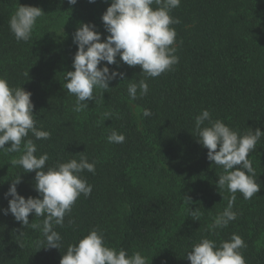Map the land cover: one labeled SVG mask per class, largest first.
Wrapping results in <instances>:
<instances>
[{
  "label": "trees",
  "instance_id": "obj_1",
  "mask_svg": "<svg viewBox=\"0 0 264 264\" xmlns=\"http://www.w3.org/2000/svg\"><path fill=\"white\" fill-rule=\"evenodd\" d=\"M110 3L0 0V78L32 93L37 127L51 133L47 140L29 133L35 155L48 154L45 170L79 160L82 153L95 161V174H81L92 193L78 198L63 227L55 226L63 247L42 249L46 245L36 246L45 239L39 228H24L11 213L3 214L11 199L5 193L19 176L20 196L42 198L35 191V172L11 165L21 153L0 151V264H60L68 246L93 228L103 231L107 246L129 256L139 252L147 264H190L186 255L193 245L204 238L219 245L233 234L246 244L241 249L246 264H264V137L249 157L261 190L250 200L237 192L232 209L237 219L212 230L231 193L219 194L223 169L207 159L194 130L195 117L206 109L240 135L264 132V0H181L170 13L180 21L172 25L179 57L173 70L147 78L148 94L139 97L138 91L132 101L127 87L145 79L141 68L127 66L119 56V67L102 62L99 67L125 78L111 81L107 92L94 91L96 100L77 113L76 97L63 87L78 51L73 35L81 24H91L104 42L109 33L101 17ZM19 6L45 14L28 42H18L9 28ZM145 109L152 115L144 117ZM113 130L125 136L123 143L108 142ZM196 208L198 221L190 215ZM42 221L29 216V223Z\"/></svg>",
  "mask_w": 264,
  "mask_h": 264
},
{
  "label": "clouds",
  "instance_id": "obj_2",
  "mask_svg": "<svg viewBox=\"0 0 264 264\" xmlns=\"http://www.w3.org/2000/svg\"><path fill=\"white\" fill-rule=\"evenodd\" d=\"M88 2L95 3L96 0ZM68 3L75 5L77 0H68ZM180 3L181 0H111L101 17L105 31L109 33L104 42H101V34L95 30V25L81 24L73 35V43L78 48L73 58L74 71L65 73L64 80L67 82L63 85L70 95L76 97L74 112L84 111L89 107V101L96 100L94 91L107 92L111 81L117 77L125 78L122 72H110L107 66L99 67L102 62L117 64L119 56L127 66L141 68L145 79L139 83L130 82L127 87L132 101L138 98V91L139 97L148 94L147 78H157L173 70L179 57L175 46L177 33L172 25L180 21L170 13ZM43 15L38 7L19 6L9 21L10 31L16 40L28 42ZM31 96L32 93L23 87H10L6 79L0 78V151L21 153L11 160V165L22 167L25 173L35 172V191L42 197L25 199L20 196L17 193V185L21 182L19 176L5 193V199H11L3 214L11 213L24 228H39L45 239L36 242L38 248L46 245L42 249L60 250L63 238L55 226L63 227L65 217L70 216L78 198L81 195L87 198L92 193V185L81 174L84 171L95 174V161L90 163L82 153L79 160L71 159L45 170L49 156L44 153L37 157L36 144L28 136L31 133L36 140H47L51 133L37 127ZM151 115L150 110H143L144 117ZM206 121L208 126H203ZM194 130L197 142L208 150L207 159L223 169L216 184L219 194L225 190L231 193L227 207L216 215L212 224V230L223 229L237 219V213L232 210L236 193L250 200L261 190L249 157L256 151L264 132L257 128L254 132L250 129L240 135L222 120H213L206 109L195 117ZM107 139L109 143L119 144L125 141V136L113 130ZM9 143L11 146L5 147ZM184 199L192 203L190 197ZM30 215L43 217L42 225L29 223ZM190 215L198 221L201 212L198 208L194 211L190 209ZM71 223L74 221L69 220ZM245 247L244 240L237 234L219 245L204 238L193 245L186 258L190 264H246L241 252ZM60 264H147V260L139 252L129 256L123 249L117 251L107 246L103 231L93 228L77 244L68 246Z\"/></svg>",
  "mask_w": 264,
  "mask_h": 264
},
{
  "label": "rangeland",
  "instance_id": "obj_3",
  "mask_svg": "<svg viewBox=\"0 0 264 264\" xmlns=\"http://www.w3.org/2000/svg\"><path fill=\"white\" fill-rule=\"evenodd\" d=\"M263 238H264V236H263ZM261 242H262V240H261Z\"/></svg>",
  "mask_w": 264,
  "mask_h": 264
}]
</instances>
